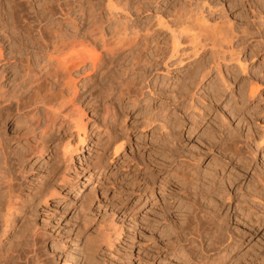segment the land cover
I'll list each match as a JSON object with an SVG mask.
<instances>
[{"label":"rangeland","instance_id":"obj_1","mask_svg":"<svg viewBox=\"0 0 264 264\" xmlns=\"http://www.w3.org/2000/svg\"><path fill=\"white\" fill-rule=\"evenodd\" d=\"M8 1L10 2V0H0V19H3L4 21L7 20V18H6L7 12L9 11V5H8L9 2ZM17 1L22 3V7H24L27 12L31 11L30 3H29L30 0H17ZM32 1L34 3H36V5H37V1H39V0H32ZM52 1H55V0H40V2H42V3L52 2ZM136 1L138 2L140 0H134L133 2H136ZM141 1H143V0H141ZM231 1L232 0H155L153 3V1L150 0L149 2H152V3H150L148 5V9L144 10L141 14H133L134 18L133 17H131V18L134 19V21L138 20L137 24L138 25L141 24V27H145V25H149V24H151V25L155 24V22L157 20L162 19V16H163V21H166V20L169 21V20L173 19L174 12L172 13V11L174 10V7L176 8V6L179 7V6H182L181 4H183L186 7H188L187 9H191L192 11H195L192 13L199 14V17L203 16L205 18V19L203 18L205 20V26L204 27L206 28V26H207L206 29L211 32L212 28H214L217 25H218L217 27H220L221 25H219V23L222 24L221 21L224 22V20H227V19L231 20V23L233 24L235 29L237 27H240V30H241L242 29L241 26H243V23L246 24L249 22L250 18L252 19L253 15L251 13V10H252L253 6H254L253 9H255L256 7L257 8L259 7L258 9H260V11L264 12V0H254L256 3L254 2L253 6L250 3V1H248V0H243V2L238 4V5H234L233 1H232V3H231ZM258 1H260V2H258ZM76 2L81 3V2H83V0H81V1L77 0ZM184 3H186V4H184ZM187 4H190V5L187 6ZM261 5H262V7H261ZM189 6H191V8H189ZM192 7L195 10H193ZM77 8L79 9V7H76L77 11H76L75 15L78 16V18H79L77 21L81 22L82 17L80 14H78L80 11ZM258 9L255 11L256 12L259 11ZM159 17H161V18H159ZM123 18L124 17L121 16L122 21L124 20ZM255 19L257 21V17ZM80 22H79L80 25L79 24L78 25L80 27H82L81 26L82 22L81 23ZM72 27L73 26H71V24H70L67 26V29L72 31L73 30ZM217 27H215V29ZM154 28H160V29L158 32H154L153 40H151L152 38L150 39V37H147L146 41H144V42L142 41L143 43L141 42L142 43L141 47H139V50H137L139 52L141 50L140 48H142V51L139 53L136 51L137 60H140L141 59L140 57L142 55H144V57H146V58H143V56H142V59H146V61L141 60L138 62L141 66L140 70L143 72H141L139 70L136 72V74L134 72L128 74L129 71H128V73L126 72V67L128 69L129 68L128 65L130 66L131 56H127L128 55L127 53H126L127 55L125 53H123L120 55L121 59L119 60L121 65L119 64L118 60L112 64V67H114L113 68L114 71L112 70V72L115 73L117 71L116 73H118V74L112 73L114 75L111 74L112 76L110 75L107 78H105L106 81H104V82L101 81L102 85H104V86L99 85L101 82H99L97 80V78H95V76H93L94 71L90 68H88V69L84 68L86 72L87 71L89 72V70H91L90 73L87 72L90 76L88 74H86L85 71L84 72L82 71L84 69H81L79 74L74 73V75L77 76V78H75L76 79L75 82L78 85V86H76L77 92L75 95L76 102H77L76 104L77 105L80 104V106L83 107L82 108L84 110L83 113L85 112L83 114L84 115L83 119H84L85 124H86L85 135H82V133L80 131L75 130L74 126H73V129H72V126H69V127H65L63 129V131L57 132V134H58L57 136H58V139L60 142L64 138H65L64 140H66V141L68 140L69 142H71V146H72V149H74V151L72 153L73 156H72V159L70 161L67 159V162H66L64 158L62 159V154H61L62 143H60V146H59L60 148L58 147V149L60 151H58V149H57V151H55L57 157L54 156L55 155V154H53L54 151H47L46 153H44L43 156L31 155V156H28L27 159H24L23 164H22V168L25 171L22 170L23 173H22V178H21V181H22L21 185H22L23 189L28 192V193L26 192V194L29 195L28 203H27L28 207L24 209V212L21 214L20 218L15 222V225L13 226L15 228L12 227L8 231V233L3 237V243L5 245V246L3 245L4 247L10 245L12 243L13 239H15V240L17 239V238H12V237L13 236L18 237L17 236V235H19L18 231H20V229H21L20 227H22L23 222H25L26 219H29V217L26 218V215H27V216H30L31 220L33 219L32 223L35 226H39V227H37V229L39 228L38 230H40L41 234H42L41 229L44 232L43 235L47 231L43 237L44 239L42 240L43 242L46 243V245L43 246V247L46 246L45 247L46 254H45V252L42 253L43 250L45 251V249L42 248V246H40V255L42 254V256H44V257H40V258L44 259V258H46L45 255L47 257L49 256L48 258H46V261H45L49 264H52L55 261L53 258L56 259V262H54L53 264H63L64 260H66L64 262L65 264H77V263L83 264L82 261H84V258L82 259V257H84V251H82V250L84 249V246H85L83 238H85V240H86V238L89 237V240L91 241L94 238V236L96 238H97V236L101 237V235H103L104 232H105V235H103V237H101L99 239L105 238L106 234L108 233V235L110 234L111 237L114 238L112 240V242H114V243L113 244L111 243L112 246L108 245L109 247L107 248V246H106L107 243H106V241H104L105 239L97 241L98 240V238H97V240H95V242L101 241L100 242V248L98 249V251L95 253V255L93 257L94 258L93 261L95 260L94 263L96 262L95 264H197L194 262L195 260H190V258L178 259V254L176 252L177 249H179L180 243H182V240H183L182 239L183 236H178V235L179 234L182 235V232H179L180 231L179 228L181 225L184 224V216L187 214L186 211L188 210L187 209L188 203H187V199H185V197L182 196V195H184L183 192H181V191L179 192V190H182V189H179L178 184H180V187L183 188V185H181V182H183L182 178L180 176H176L174 174V172H173L174 167L172 169H169V167H167V169H165V167H163V164L165 162H166V164H167V162H169V159L164 157L165 153L163 150L166 146V143H167L166 139L170 138V135H175L178 132L176 134L178 136H176V135L173 136L175 138L177 137V143L176 144H177L178 151L181 154L185 155L186 158H188L189 156H190V158H192V157L200 155L201 158L199 160H194L192 162L190 161L191 164L192 163L194 164L195 161L197 162L196 163L197 167L194 166L195 164L192 166H194V169H196V172L198 173V175L199 176L201 175L200 178H202V177L210 178L211 177L210 172L213 173V171H214L213 168H216V166L214 167L212 164H214V165L217 164V166L219 165L216 168L217 169V177H219L221 179H218L215 176V182L218 183L217 186L223 187L222 188L223 193H226L229 191L230 195L232 196V194H233L234 199L237 198V200L239 198L242 199V197H241L242 196L241 193H243L242 188H244V191L248 190L249 183H247V182H249V180L254 178V175H255L254 172L264 171V127H263L264 126V91L261 95L262 97L258 95L257 97H255L254 99H251V100L247 98V95H246L247 90H245L246 93L243 92L244 89H247V84H245V86L243 84V83H246V81L243 82L244 79L245 80L247 79V81H248V79H249L248 77L253 76L255 74L254 72H256L257 69H259V71H257L258 73L256 72V75H260L259 74L260 70H262L261 71L262 73L264 72V68H263L264 62L262 61V59L264 60V52L262 54L263 58L260 55L253 56L254 57L253 58L250 56V53H251L250 48L243 50L242 53L240 54V57H242L241 60L242 61L244 60L243 62H245V64L247 65V72H245L246 70L241 72V70L238 69L239 68L238 65H236V63L234 61L233 62L229 61V63L227 62V66L224 63H222V65L223 64L224 65L221 67H223L224 69L221 68V71L223 73V76L225 75V78L228 79L229 82H232V83H230V86L226 87L222 82H220L221 81L220 76L218 75V73L215 70H213L214 72L212 71L213 73H211L209 75L210 79L207 78V80H204L200 85H198V88L193 90V91H195L194 92L195 95H193L191 92L192 96H190V93L186 92V94L183 96L186 98H183V100H182V97L178 99V98H176V96H174V94H175L174 91L177 92V87H178L179 82L181 83L182 81L183 82L186 81V83L189 84L190 81L186 77V74L188 72H190L189 69L194 67L193 65H194V63L196 64L197 59H198V61L202 60L203 62L199 61L201 63H204V64L208 63L211 60L209 57L212 55L211 53L215 52V49L216 50L218 49L217 48L218 43H216L217 46L210 47L213 44L215 45V43L209 42L211 44L210 45L208 43V40L204 41V43L206 45L209 44L208 46L210 48L205 46V48L199 50L200 52L198 53V55L194 57L193 52H192L194 45L191 46L190 42L187 43L183 39L182 42H184V43L186 42V43L184 45L182 43L183 47L181 45L179 47H182L183 49L185 48L184 49L185 51L188 50L189 53L186 51L188 53V56L186 55V53L184 51L185 55L182 56L183 66L180 67L177 60H176L177 62L175 61L176 64H175V62L173 63V65H175V66H172V65H170L171 64L170 62L175 60V58H172V59L167 60V61H166V59L163 60V57H164L163 52L166 49V47L167 48L169 47L167 44L170 43L169 39L171 37L169 36V34H170L169 30L165 29L166 27H163V26L162 27L155 26ZM205 28H204V30H205ZM237 30H239V28H237ZM210 32H208L209 35L211 34ZM209 35L207 34L208 39L211 42H213V40L217 38V36H214V35H216L215 33L213 35L214 38L209 36ZM2 37H3V34L0 31V38H2ZM209 37H211V38H209ZM210 39H212V40H210ZM2 42L5 43L6 40L4 38H2ZM215 42H217V41L215 40ZM188 44H189V47H188ZM4 46L6 48H9L8 47L9 45L6 46V43ZM196 46L199 47V45H196ZM187 47H188V49H187ZM182 48H180V49H182ZM190 48H191V50H190ZM211 50H213V52H211ZM150 51H151V53H150ZM5 52L7 53V50ZM203 52H204V54H203ZM207 53L211 54V55L206 56ZM124 54L126 57L125 56L123 57ZM139 55H141V56H139ZM200 56H201V58H200ZM243 56H245L244 57L245 59H243ZM185 57H186V60L184 59ZM204 57L207 59H205ZM247 57H249V58H247ZM125 58L127 60L130 59V62H128L129 60L127 61ZM147 58L148 59L150 58L149 59L150 61L147 60ZM211 58H212V56H211ZM247 59H248V61H247ZM206 60H207V62H206ZM250 60H251V62H250ZM148 61L151 63H149ZM191 61H192V63H191ZM168 62H169V64H168ZM118 64H119V66H118ZM0 65H1L0 66V74L3 73L5 75V77L2 79V82L7 88L8 87L10 88L9 90H11V88L13 86V83H11V82H13L12 80L15 77L13 74L14 72L11 71L12 70L11 68L15 65H14V63H12V64L7 63L6 64L4 60L3 61L1 60ZM166 65H170V66L168 67ZM233 65L235 67L236 66L237 67L235 68ZM258 65H260L262 69L257 68V67H259ZM10 66H11V68H9ZM123 66H124V69H123ZM142 66H144V67H142ZM188 66H190L191 68ZM120 67L122 69H120ZM232 67H234L235 69ZM115 68H117V70ZM142 68L144 70H142ZM4 69H5V71H4ZM255 69H256V71H255ZM118 70L122 71L123 75L121 74V72L119 74ZM181 71H184V72H181ZM224 71H226V72H224ZM10 72L12 74H10ZM138 72H139V74H138ZM230 72H232V73H230ZM252 72L254 73L253 75H252ZM124 73L126 74L128 79L126 78V76H124ZM184 73H185V75H184ZM215 73H217V74H215ZM228 73H229V75H228ZM213 74L215 75V77L213 76ZM115 75H117V76L115 77ZM144 75H146V76L144 77ZM11 76H13V77L9 78ZM120 76H121V78H120ZM246 76H247V78H246ZM92 77H94V78H92ZM112 77H115V79L118 78L117 79L118 83ZM130 77H131V79H130ZM151 77H152V79H151ZM181 77H182V79H181ZM234 77H235V79H234ZM125 78H126V80H125L126 82L129 81V79L131 80V84H130L131 88L130 89H134L133 86H135V88H137L138 85H139V87L141 86L142 87L141 93H140L141 88L138 87V90L137 89L132 90L127 94H123L120 98V96H117V94H114V93L111 94V91L106 89L107 87H108V89H110V87H109L110 83L106 84L107 81H109V80L111 81V79H112L111 83L114 81V85L115 84L118 85L121 83L120 80H122V82H123ZM135 78H137L136 81H135ZM154 78H155L156 82L154 81ZM86 79L89 81H87ZM143 79H145L146 81H143ZM216 79L217 80L220 79V80H218L219 81V83H218L219 87H217V86L215 87V85H218L217 83H215ZM82 80H83V82H84V80H86L85 81L86 83L85 82L83 83ZM176 80H178L179 82H176ZM212 80L213 81L215 80V81L213 82ZM138 81L139 82L143 81L142 84L143 83L144 84L143 85L141 83L139 84ZM166 81H167V83H166ZM174 81L178 84H176ZM218 81H216V82H218ZM146 82H148V83H146ZM210 82L214 85H212V84L210 85ZM151 83H153V85ZM172 83L175 84L176 86L172 85ZM205 83L209 84L211 87L209 85H208V87H207V85L205 86ZM136 84H138V85L136 86ZM147 84H150V86H153V87L149 86L150 87L149 88V87H147ZM154 84H155V86H154ZM202 84H203V86H202ZM220 84H222V85H220ZM239 84H241V85H239ZM106 85H107V87H105ZM144 85L146 86V88L144 87ZM101 86H102V88H101L102 90L100 89L101 90L100 91L98 89ZM157 86L159 87L160 90L158 89ZM171 86H172V91H171ZM200 86H202L203 88ZM242 86H244V87H242ZM175 87H176V89H175ZM206 87H207V89L210 88L213 90L211 91L208 89L209 91H207L205 89ZM221 87L223 88V90L221 89ZM229 87H231V88H229ZM199 88H202V90ZM226 88H228V89H226ZM240 88H242V90H243L242 92L245 94L241 93ZM225 89H226V91H225ZM231 89H233V90H231ZM151 90H152V93L155 91L153 93L154 95L152 93H150ZM105 91H107V93ZM135 91H136L137 95H136ZM215 91H217V93ZM220 91L222 92V94L220 93ZM223 91H225V92H223ZM100 92H101V94H99ZM133 92H134V94H133ZM138 92L140 93L139 95H138ZM170 92L173 93V95ZM196 92H197V94H196ZM206 92H208V94ZM218 92H219V95H218ZM102 93H104L103 96H102ZM108 93H110V95ZM128 94L131 96V98L133 97L132 94L134 95L132 100L130 99ZM220 94L223 96L221 97ZM230 94H232V95L230 96ZM135 95L139 96V97L137 98ZM213 95H214V97H212ZM216 95L220 96V97H217ZM241 95H244V96L242 97ZM105 96L107 99L105 98ZM188 96L190 99L189 98L187 99ZM240 96H241V98H240ZM103 97H104V99H103ZM150 97L153 99H151ZM196 97H198V98L196 99ZM145 98L147 100H145ZM243 98H244V101H243ZM245 98H247V99H245ZM126 99H128V100H126ZM119 100H120V102H119ZM133 100H135V103H133L134 102ZM202 100H204V101H202ZM111 101H113L115 103V105ZM189 101L190 102L192 101L191 105H190ZM94 102H95V104H94ZM110 102L112 104H110ZM101 103H102V105H101ZM105 103L108 105H106ZM194 103H198V106H197V104H194ZM104 104H105V107H104ZM179 104H181V105L179 106ZM110 105H114L115 107L117 106L115 109L117 111V117L115 118L116 121H114V125H112L114 127V128H112V132L115 131L117 133L113 132L114 134H112V137L113 136H116V137L111 138V140H109L106 137V139H107L106 140L105 139L106 135L103 134L101 131L104 129V125L105 126L108 125L109 119L107 118V115L104 111H105L106 106H110ZM118 105H120V106H118ZM199 105L201 108L199 107ZM194 106L196 107L195 108L196 111H195V109L192 110L194 108ZM96 107H98L97 108L98 111H97V109H95ZM229 108L231 110L232 109L233 110L231 111ZM119 109H120V111H119ZM198 109H199V111L201 110L200 111L201 114L200 113L198 114V112H199V111H197ZM123 110L125 113L123 112ZM148 112L152 113V114H149ZM202 112H205V114ZM171 113H172V115H171ZM191 113L193 115H195L194 116L195 118H193V115ZM222 113H223V115L225 113L224 118L227 117L229 122L227 119H225L226 121H224V118H222V120H220ZM231 114L233 116L234 115L235 116L233 117ZM99 115L101 117H99ZM148 115L149 116L153 115L154 117L157 115V117L159 116L160 118L155 117V119H158V121L155 120V123H154V121H152V120H154L153 116H150V118H149ZM223 115H222V117H223ZM229 115H231L233 118H231ZM166 116L169 117L170 119H168ZM202 117H204V118H202ZM100 118L101 119L104 118L103 119L104 121L101 120ZM146 118L149 120L151 125L149 124V122L147 124L148 120ZM175 118H176V120H175ZM230 118H231V120H230ZM144 119H146V120H144ZM161 119H164V121ZM183 119H184V121H183ZM193 119L194 120L196 119V121L199 120V122L198 123L196 121H195L196 123L189 122V121H193ZM150 120L153 123H151ZM165 120L166 121L169 120L170 122H166ZM219 120L221 121V124H222L221 127H220V123H219L220 121ZM14 121L15 120L8 121L5 128H4V131L2 130V127H1L0 132L3 131L1 134H3V135L6 134L4 137L7 138L8 144H10V146H11V148H10L11 151H13V152L14 151H17V152L21 151L22 152L23 151L22 149L24 148V145H25L24 139L32 137L34 135V132L32 133L29 130H24L26 127H24L25 125H23V124H25V123H23V124H22V122L18 123L17 121H15V122H17V123H15ZM143 121L145 122V125L147 124V126L144 125ZM159 121H163V122L160 123ZM102 122L105 124H103ZM176 122H178V123L176 124ZM180 122H181V124H180ZM14 123H15V125L16 124L17 125L15 126ZM166 123H168L169 125ZM171 123L173 124L172 125L173 128L171 127ZM190 123H191V125H190ZM230 123H231V126H230ZM18 124H19V126H18ZM100 124L103 125V127L100 126ZM160 124L163 126L165 125L164 129L162 128L163 126H159ZM179 124H180V126H179ZM237 124L239 126H236ZM157 125H158V127H156ZM175 125H177V126H175ZM194 126H196V127H194ZM235 126H236V128H235ZM97 127H99V128H97ZM159 127L162 129H160ZM223 127L227 128V129H225ZM228 127H230V128H228ZM170 128H171V130H170ZM222 128L224 129L223 130L224 136H227V132H229V131H231V135L234 133L236 134V135L234 134L235 135L234 137L235 138L237 137V138L235 139L233 137L235 140L233 139L234 143L233 142L232 143L234 145H231L232 147L234 146V148H236L237 144H239L238 148H241L242 150L238 149V148L237 149L241 152L242 151L243 152H245V151L249 152V150H252V148L254 149V151L252 153H251V151L249 152V153H251L250 155L248 152L244 153V155L247 157V159L249 161V165L246 166L245 169L242 167V162L240 161V163H239L238 158L235 159L234 157L230 159L231 162H229V163H225V164L223 163L224 165L221 164V166H220V164H218L217 157L221 152L220 147L222 145V142L224 141L222 138L223 136L221 135L222 134L221 133ZM177 129H178V131H177ZM216 129L217 130L219 129L218 131H220V132H218ZM165 130H167L168 132L171 131L170 132L171 134L168 135V132L166 133ZM234 131H237V132H234ZM118 132H120V133H118ZM26 133H29V135L27 134L28 135L27 136ZM30 133H32V135H30ZM219 133H221V134H219ZM77 134L81 135L85 139L81 140V138H77V137H80ZM215 134L217 135V138H216ZM124 135H125V138H121ZM239 137H240V139H239ZM120 138L123 141L119 140ZM259 138L261 139V141L259 140ZM58 139H57V141H58ZM78 139H79L80 143L78 142ZM116 139H117V141H116ZM220 139L222 142L220 141ZM21 140H24V141H21ZM96 140H98V141L96 142ZM215 140L217 142H215ZM236 140H238V142H236ZM106 141H107V143H106ZM120 141L124 142L123 143L124 147H121L122 149H119L118 152H116V151H114L115 148L113 149V147L118 146V144L121 143ZM218 141H220V143ZM258 141H260L259 142L260 144L257 143ZM62 142L64 143L65 141H62ZM163 143L165 144L164 146H163ZM212 143L215 144V146ZM53 146H55V144H53L49 147L50 150L53 148ZM103 146H106L107 148H105ZM99 147H101V148H99ZM97 148L102 152V154H100L101 152L98 151ZM213 151H215V152H213ZM218 151H219V153H217ZM95 152L97 155L95 154ZM58 154H61V155H58ZM91 154H93V155L91 156ZM82 155L84 156V158ZM96 156H99L100 163L103 162V165L100 164L99 165L100 167L98 166L97 168L94 169V164L92 162V159L95 160ZM58 157L59 158L61 157V158L59 159ZM92 157H94V158H92ZM249 157H252L253 159H251ZM58 159H59V162H58ZM87 159H89V160H87ZM233 159H235V160H233ZM62 160L65 161V164H67L68 166L64 165ZM60 162L62 164H60ZM250 162H252V163H250ZM208 163L211 165H209ZM160 164H162V165L160 166ZM235 164H236V166H234ZM73 165L77 169L73 168ZM57 166H58V168H55ZM91 168H92V170H91ZM100 168H101V170H100ZM52 169H54V170H52ZM247 169H248V171H247ZM256 169H257V171H256ZM260 169H263V170H260ZM220 170L222 173L220 172ZM206 171L209 172L208 175H207ZM24 172H25V174H24ZM201 172H205V174L204 173L203 174L206 175L207 177L202 175ZM251 172H253V174ZM90 173H91V175H90L91 177L88 178V175ZM55 174H57V175H55ZM66 174H67V178L66 177L64 178V176H66ZM252 175H253V177L251 178L250 176H252ZM23 176H25L26 179ZM75 176H76V178H75ZM222 176H223V178H222ZM247 176H249L250 178ZM144 178L146 179V181L143 182ZM205 178H204V180H205ZM225 178H226V181L224 180ZM246 178H248V179H246ZM152 179H153V181L151 182ZM23 180H24V183H23ZM246 180H248V181H246ZM147 181H149V182H147ZM160 182H161V184H159ZM219 182H222V183L220 184ZM150 183H151V186H150ZM238 185L240 186V188H238L239 187ZM53 187L56 188V190H54ZM51 188H52V190H51ZM76 188H78V189H76ZM29 192H31V193H29ZM34 192H36L38 195H36V193H35V195L32 194ZM56 192L57 193L59 192V194L57 195ZM50 193H53V194L49 195ZM223 193H220V196L218 195L221 199L217 198L218 196H215V198H214L215 201H213L210 205L212 207L214 205V208H216L215 206L218 205L219 202H223V206L221 207L219 212L223 216L225 214L227 215V217H228V228L230 229V231H232V233L236 234V236L238 235L240 242L238 244L239 246L236 249H234L230 253V255H228V257L226 258V260L222 264H264V220H263L264 215H262V214H264V212H262L264 210L262 207H264V206L258 205V207H257V205H256L257 208L255 210H257V212H255L253 215H250L248 217H246V216L244 217L241 215V211L238 210L236 207V205H237L236 200L234 202V199H233L230 201V204H226L229 202H226V200H224L225 197L222 198V196H225V194H223ZM42 194H43V196H42ZM39 195H40V197H39ZM180 196H182V197H180ZM31 198H33V199H31ZM43 198H45V200ZM83 199L84 200L86 199L85 200L86 203L89 201V203L87 204L88 206L86 205V203L84 202ZM219 199L220 200L223 199V200L219 201ZM29 200H31L30 203H29ZM81 202H82V204L84 202L85 205L84 204L82 205ZM213 203H215V204H213ZM151 204L153 205L152 210L150 208ZM184 205L186 208L184 207ZM204 205H207V203L205 202ZM154 206L156 207V209L154 208ZM260 206H261V208H259ZM182 207H184V208H182ZM164 208H166V209H164ZM163 209L166 210V213ZM258 209H261V210H258ZM159 210H162L164 212L160 211L161 212L160 213ZM234 210H235V212H234ZM26 213H28V214H26ZM164 213L166 215H164ZM183 213H186V214H183ZM24 215H25V217H23ZM159 216L162 217V219H164V218L165 219L162 220V219H160ZM166 217L167 218L169 217L167 219V221H166ZM24 218H25V220H22ZM30 219H29V221H31ZM112 220H113V222H115V223H113L114 224L113 227L111 226ZM157 220H159V221H157ZM182 221H183V224L181 223ZM180 223H181V225H180ZM109 224H110L112 229L110 228V226L106 227V225L108 226ZM117 225H119L122 228V230H121L120 236L115 237V235L114 236L112 235L114 233L110 232V229L115 232L116 227L117 228L119 227ZM16 226H18L17 227L18 231H17ZM173 226L177 227L178 229L173 227ZM101 227L102 228L104 227V230H106V228H107L106 231H108V230L109 231L106 233V231H104ZM97 228H99V229H97ZM108 228H110V229H108ZM80 230H82L83 233H81ZM172 230H174V231L177 230L179 233H177V231L172 232ZM14 231L17 232V235ZM97 231H100L101 235ZM79 232H80V235H79ZM92 232H95L96 234L92 233ZM174 233H176L178 235L176 236V234H174ZM83 234H84V236H83ZM85 235H88V237ZM91 235L93 236L92 239H91V237H92ZM177 237H180V238L182 237V238L176 239ZM9 238H11L12 240ZM8 239H9V241H7ZM94 239L92 241H94ZM6 242L8 245L6 244ZM8 242L9 243L11 242V243L9 244ZM43 242L41 243L42 245L45 244ZM103 242H105L106 244L104 245ZM176 243L179 245H177ZM75 245H76V247H75ZM105 247H106V249H105ZM174 247H175V249H174ZM6 248H8V247H6ZM108 249L110 250V252ZM172 249H174V250H172ZM79 253H81L82 256ZM102 253H103V255H101ZM110 253H112V254L110 255ZM76 256H78V258ZM95 256H97V257H95ZM49 258L50 259L52 258L53 260L52 259L50 260ZM74 258H76V259H74ZM81 259H82V261H81ZM176 259H177V261L181 260L182 262H177ZM72 260H75V261H72ZM49 261H51L52 263ZM80 261H81V263H80Z\"/></svg>","mask_w":264,"mask_h":264},{"label":"bare ground","instance_id":"obj_2","mask_svg":"<svg viewBox=\"0 0 264 264\" xmlns=\"http://www.w3.org/2000/svg\"><path fill=\"white\" fill-rule=\"evenodd\" d=\"M76 1L77 0H55L52 2L42 3L39 0V1H37V5H36V3H34L32 0H30L29 3H30L31 11L27 12L25 10V8L22 7L21 2H18L17 0H10V2L8 1L9 2L8 3L9 11L7 12V17H6L7 20L4 21L3 19H0V31L3 34L2 38H4L6 40V42H5L6 46L9 45L8 46L9 48H6L4 46L5 43H3L2 38H0V62H1V60L2 61L4 60L6 64L7 63H11V64L14 63V65H15L12 68H11V66L9 67L12 69L11 71L14 72L13 74L15 76L14 79L12 80L13 82H11V83H13L11 90H9L10 88L9 87L7 88L2 82V79L5 77V75L2 72H1L2 74H0V128L2 127V130L4 131V128L7 124V122L10 120H15L18 123L19 122H22V124L25 123V124H23V125H25L24 127H26L24 130H29L32 133L34 132V135L32 137L24 139L25 145H24V148L22 149L23 150L22 152L21 151H18V152L17 151H14V152L11 151L10 150L11 146H10V144H8L7 138L4 137L6 134L3 135V134H1L3 131L0 132V264H49V263L45 262L46 258H48L49 256L47 257L45 255L46 258H44V259L40 258V257H44V256H42V254L40 255V246H42V248H44V249L46 247V246L43 247L44 245H46V243L43 242L42 240L44 239L43 237L47 231L43 235L44 232L41 229V231H42V234H41L40 230H38L39 228L37 229V227H39V226H35L32 223L33 219L31 220L30 216L26 215V218L29 217V219L31 221H29V219L25 220V218L22 219V220H25V222H23L21 220L23 222V224H22V227H20L21 229L19 228L20 231H18V228H17L18 226H16L17 231L19 232V235H17V232L14 231L18 237L13 236V235H12L13 237L11 236L12 238H17V239L16 240L13 239L12 243L10 242L11 244L8 242L10 245H8L6 242V244L8 245L6 247H8V248L4 247L5 245L3 243V237L15 225V222L20 218L21 214L24 212V209L28 207L27 203H28L29 195L26 194L27 191H25L21 185L22 184L21 183L22 182L21 181L22 173H23V171H25L22 168V164H23L24 159H27V157L31 156V155L43 156L44 153H46L47 151H54V153L53 152L52 153L55 154L54 156H56L55 151H57L58 147L60 146V143H62V145H61L62 159L64 158L66 162H67V159L70 161L72 159V156H73L72 153L74 151V149H72L71 142H69L68 140L67 141L64 140L65 138L62 140V141H65L64 142L65 144L62 141L60 142L58 139V136H57L58 135L57 132H59V131L61 132V131H63V129L65 127H69V126H72V129H73V126H74L75 130H78L82 133V135H85L86 124H85V121L83 119V116H84L83 114L85 112L83 113L84 110L82 109L83 107H81L80 104H78L80 107L76 104L77 102H76L75 95L77 92L76 86H78V85L75 82V80H76L75 78H77V76L74 75V73L79 74L81 69L90 68L94 71L93 76H95V78H97V80L99 82H101V81L104 82V81H106L105 78H107L112 73H114V72H112V70L114 68V67H112V64L117 60L119 62V60L121 59L120 58L121 54L127 53L128 54V55L126 54L127 56H131V62H130V59H128L129 60L128 61L125 58L128 62H130V66L128 65L129 68L127 69V67H126V72L128 73V71H129L128 74H130L132 72H134L136 74V72L139 71L140 67H141L138 62L141 60L146 61V59H142V56H143V58H146V57H144V55H142L141 53L140 54L142 56L139 55V56H141L140 57L141 59L137 60L136 51L139 50V47H141V44L144 41H146L147 37H150V39L152 38L151 40H153L154 32H158L160 29V28H154L155 26H159V27L163 26V27H166L165 29L169 30V33H170L169 36L171 37L169 39L170 45L167 44L169 47L168 48L166 47V49L163 52V56H164L163 60L166 59V61H167V60H170L172 58H175V60L170 62L171 63L170 65H172V66H175V65H173V63L176 60L178 61V64L180 67L183 66L182 56L185 55L184 54L185 48L183 49L182 47L186 42L187 43L190 42L191 46L194 45L193 49H192L194 57L198 55V53L200 52L199 50L205 48V46L209 47L208 45L210 43H215V45L213 44L210 47L217 46L216 43H218V47H217L218 49L217 50L215 49V52H213V50H211V52H213V53L210 52L212 55L207 53L206 56H208V55L212 56V58H211V56H209L211 60L208 63H206V64L201 63L203 61L199 60V61H201V62H199L197 59L198 62L196 61V64L195 63H194V65L192 64L194 67L191 68L190 66H188L191 68V69L188 68L190 70V72H188V73L186 72L187 73L186 77L190 81L189 84L186 83V81H184V82L182 81L180 83L178 80H176V82H179V84L174 81L176 84H178L177 92L174 91V93H175L174 96H176V98H178V99L182 97V100H183V98H186V97H183L186 94V92L190 93V96H192V94L195 95L194 94L195 91H193V90L198 88V85H200L204 80H207V78H209V75L214 72L213 70H215L218 73V75L220 76V79H221L220 82H222L226 87L230 86V83H232V82H229V80L225 78V75L223 76V73L221 71V68H223L221 66H223L224 64L227 66V62L229 63V61H232V62L234 61L236 63V65H238V67H239L238 69H240L241 72L245 71V70H246L245 72H247V65L245 64V62H243L244 60L243 61L241 60L242 57H240V54L242 53L243 50L250 48V52H251L250 56L251 57L258 56V55H260L262 57V54L264 52V12L260 11V9H258L259 7L258 8L256 7L259 10L257 12L255 11V10H257L256 8L253 9L254 8L253 3L255 2L254 0H248V1H250V3L253 6V8L251 10L253 17H252V19L250 18L248 23H246V24L243 23L244 27L241 26L242 27L241 30H240V27H237V28H239V30H237V28L235 29V27L231 23V20L227 19V20H224V22L221 21L222 24L219 23V25H221L220 27H217L218 26L217 25V26H215V27H217L216 29H215V27L212 28L213 32L208 31L206 29L207 26H206V28L204 27L205 26V20H204L205 18L203 16L199 17V14L192 13L195 11H192L191 9H187L188 7H186L183 4H181L182 6H179V7L176 6V8L174 7V10L172 11V13L174 12L173 19L170 18L171 20H169V21H167V20L163 21V16H162V19H159V18H161V17H159L158 18L159 20H157L155 22V24H152V25L149 24V25H145V27H141V24H139V25L137 24L138 20L134 21V19H132L131 17H133V14H141L144 10L148 9V5L150 3H152V2H149L150 0H143V1L140 0L138 2L137 1L133 2L134 0H83V2H81V3L80 2L78 3ZM151 1H153V3H154L155 0H151ZM232 1H233L234 5H238V4L243 2V0H232ZM232 1H231V3H232ZM258 2H260V1H258ZM184 4H186V3H184ZM188 5H190V4H187V6ZM76 7H79V9L78 8L77 9L80 11V12L78 11L79 12L78 14H80L82 17L81 18L82 19V21H81L82 27L79 26L80 21L79 22L77 21L79 18H78V16L75 15L76 11H77ZM261 7H262V5H261ZM189 8H191V6H189ZM192 9L195 10L193 7H192ZM121 16L124 17L123 21L121 19ZM256 17H257V21L255 19ZM70 24H71V26H73L72 31L67 29V26ZM204 28H205V30H204ZM208 32H210L211 34L209 35ZM214 33L216 35H214ZM207 34L213 38H214V36H217V38L214 39L213 42H211V41H209ZM211 37H209V38H211ZM183 39L186 41L185 43L182 42ZM207 40H208V43L210 42L208 45H206L204 43V41H207ZM210 40H212V39H210ZM215 40L217 42H215ZM182 43H183V45H182ZM180 45L182 47H179ZM196 45H199V47H197ZM188 47H189V44H188ZM188 47H187V49H188ZM180 48H182V49H180ZM140 49L141 50L139 52L142 51V48H140ZM6 50H7V53L5 52ZM190 50H191V48H190ZM186 51L188 52V50H186ZM186 51H185V53L188 56L189 52L187 53ZM150 53H151V51H150ZM125 54L123 55V57L125 56ZM203 54H204V52H203ZM244 57L245 56H243V59H245ZM200 58H201V56H200ZM247 58H249V57H247ZM149 59L147 58V60H149ZM184 59L186 60V57ZM205 59H207V58H205ZM251 60H250V62H251ZM247 61H248V59H247ZM262 61L264 62L263 59H262ZM176 62H175V64H176ZM206 62H207V60H206ZM149 63H151V62H149ZM191 63H192V61H191ZM222 63H224V64L222 65ZM119 64H120V62H119ZM119 64H118V66H119ZM168 64H169V62H168ZM170 65H166V66L169 67ZM258 66L259 67H257V66L256 67L261 68L260 65H258ZM142 67H144V66H142ZM234 67H232V68H234ZM115 69L117 70V68H115ZM120 69H122V68L120 67ZM123 69H124V66H123ZM142 70H144V69L142 68ZM4 71H5V69H4ZM82 71L84 72L85 69ZM255 71H256V69H255ZM257 71H259V69H257ZM261 71L262 70H260V73H259L260 75H256V72L253 71L255 74L252 72V75L254 74L255 76L253 75V76L248 77L249 78L248 81H247V79L243 80V82L246 81V83H243V84H244V86H245V84H247V89H244V91L242 90V88H240L241 90L239 89L241 91V93H243V92H245V90H247L246 95H247V98L250 100L254 99L258 95L261 96L263 91H264V72L262 73ZM87 72H86V74L90 73L91 70H89L88 73ZM120 72L122 74V71H119V74H120ZM141 72H143V71H141ZM181 72H184V71H181ZM224 72H226V71H224ZM217 73H215V74H217ZM230 73H232V72H230ZM10 74H12V73L10 72ZM114 74H112V75H114ZM116 74H118V73H116ZM138 74H139V72H138ZM184 75H185V73H184ZM228 75H229V73H228ZM116 76L117 75H115V77ZM124 76H126L125 73H124ZM145 76L146 75H144V77ZM213 76L215 77L214 74H213ZM12 77L13 76H11L9 78H12ZM115 77H112V78H114V80H116L118 83V80H117L118 78L115 79ZM131 77H130V79H131ZM235 77H234V79H235ZM92 78H94V77H92ZM120 78H121V76H120ZM126 78L128 79L127 76H126ZM126 78L124 79L123 82H122V80L119 79L121 81V83L118 85L117 84L114 85V81L111 83V81H112V79H111V81L109 80L110 82L107 81V83H106V84L110 83L109 84L110 89H108L107 85L105 87H107L106 88L107 90L111 91V94L112 93L117 94V96H120V98L123 94H127L130 91L135 90V89L138 90V87H139L138 84H136V86L138 85L137 88H135V86H133L134 89H130L131 88L130 87L131 80L129 79V81L126 82L125 81ZM155 78H154V81L156 82ZM246 78H247V76H246ZM145 79H143V81H146ZM151 79H152V77H151ZM181 79H182V77H181ZM220 79H218V80H220ZM86 80H84V82ZM136 80H137V78H135V81ZM218 80L216 79V81H218ZM87 81H89V80H87ZM143 81H140V82L138 81V82H139V84L140 83L142 84ZM216 81H215V83L218 84L219 81L218 82H216ZM82 82H83V80H82ZM211 82H210V85L212 84ZM146 83H148V82H146ZM166 83H167V81H166ZM151 84L153 85V83H151ZM241 84H239V85H241ZM99 85H102V82ZM172 85H175V84L172 83ZM206 85L208 87L209 84L205 83V86ZM212 85H214V84H212ZM220 85H222V84H220ZM102 86H104V85H102ZM102 86L98 90H100L102 88ZM149 86H150V84H147V87H149ZM154 86H155V84H154ZM202 86H203V84H202ZM202 86H200V87H202ZM216 86L219 87V84L215 85V87ZM244 86H242V87H244ZM144 87L146 88L145 85H144ZM150 87H153V86H150ZM207 87L205 88L207 91L213 90L210 88H208L209 89L208 90ZM231 87H229V88H231ZM139 88H141L140 89V93H141L142 87L140 86ZM202 88H199V89L202 90ZM158 89H159V87H158ZM175 89H176V87H175ZM221 89L223 90L222 87H221ZM226 89H228V88H226ZM226 89H225V91H226ZM231 90H233V89H231ZM136 91H135V93H136ZM171 91H172V86H171ZM225 91H223V92H225ZM105 92L107 93V91H105ZM191 92H192V94H191ZM215 92L217 93V91H215ZM140 93L138 92V95ZM150 93H152V90ZM206 93L208 94V92H206ZM220 93L222 94L221 91H220ZM245 93H243V94H245ZM99 94H101V92ZM103 94L104 93H102V96H103ZM108 94L110 95V93H108ZM133 94H134V92H133ZM133 94H132V96L134 97ZM171 94L173 95V93H171ZM196 94H197V92H196ZM136 95H137V93H136ZM218 95H219V92H218ZM231 95L232 94H230V96ZM222 96L223 95H221V97ZM241 96L243 97L244 95H241ZM241 96H240V98H241ZM129 97L131 100L133 99V97L131 98L130 95H129ZM136 97L138 98L139 96H136ZM212 97H214V95ZM217 97H220V96H217ZM105 98H106V96H105ZM188 98H189V96L187 97V99ZM197 98L198 97H196V99ZM247 98H245V99H247ZM103 99H104V97H103ZM151 99H153V98H151ZM126 100H128V99H126ZM145 100H147V99L145 98ZM133 101H134L133 103H135V100H133ZM202 101H204V100H202ZM243 101H244V98H243ZM111 102L114 103L113 101H111ZM111 102H110V104H112ZM119 102H120V100H119ZM191 102L189 101L190 105H191ZM94 104H95V102H94ZM105 104H104V107H105ZM194 104H197V106H198V103H194ZM101 105H102V103H101ZM106 105H108V104H106ZM114 105H115V103H114ZM114 105L106 106L104 112L106 113L107 118L109 119L108 120L109 122H108V125H106V126L104 125V129L101 131L103 134L106 135L105 139L107 137L109 140H111V138H113V137H116V136L112 137V134H114L113 132H115V131L112 132V128H114L112 125H114V121H116L115 118L117 117V111L115 110L117 106L115 107ZM180 105L181 104H179V106ZM118 106H120V105H118ZM199 107H200V105H199ZM97 108L98 107H96L95 109H97ZM195 108L196 107L194 106V108L192 110H194ZM120 109H119V111H120ZM97 111H98V109H97ZM195 111H196V109H195ZM197 111H199V109ZM200 111L198 112V114L200 113ZM123 112H124V110H123ZM202 113L205 114V112H202ZM149 114H152V113H149ZM100 115H99V117H101ZM171 115H172V113H171ZM222 115H223V113H222ZM222 115H221L220 120H222V118L225 117L224 116L225 113H224L223 117H222ZM231 115H229L231 118H233L235 116V115L234 116L232 115L233 116L232 117ZM150 116H153V115H150ZM150 116H149V118H150ZM194 116L195 115H193V118H195ZM155 117H157V115ZM155 117L153 116L154 120H152V121H154V123H155V120L158 121V119H155ZM167 118L170 119L169 117H167ZM176 118H175V120H176ZM202 118H204V117H202ZM231 118H230V120H231ZM103 119H101V120H103ZM146 119H144V120H146ZM225 119L228 120L227 117L224 118V121H226ZM161 120L164 121V119H161ZM152 121H151V123H153ZM163 121H159V122L162 123ZM183 121H184V119H183ZM195 121H196V119L195 120L193 119V121H189V122H194V123L199 122V120L196 122ZM17 122H15V123H17ZM148 122H149V120L147 121V124H148ZM166 122H170V121L168 120ZM228 122H229V120H228ZM15 123H14V125H15ZM177 123L178 122H176V124ZM219 123H220V127H221V125H222L221 121ZM103 124H105V123H103ZM147 124L145 125V122H144L145 126H147ZM149 124H150V122H149ZM166 124H168V123H166ZM180 124H181V122H180ZM180 124H179V126H180ZM238 124L236 126H239ZM172 125L173 124L171 123V127H172ZM190 125H191V123H190ZM18 126H19V124H18ZM100 126L103 127V125H101V124H100ZM159 126H163V125L160 124ZM175 126H177V125H175ZM230 126H231V123H230ZM236 126H235V128H236ZM156 127H158V125ZM164 127H165V125L162 128L164 129ZM194 127H196V126H194ZM97 128H99V127H97ZM162 128H160V129H162ZM223 128H225V127H223ZM223 128L221 131L222 134L219 133L223 136L222 138L224 141L222 142L220 139V141L222 142V145L220 147L221 152L217 157L218 164H220V166H221V164H223V163L224 164L229 163V162H231L230 159L234 157L235 159L238 158L239 163H240V161L242 162V167L245 169L246 166L249 165V161H248L247 157L244 155V153L246 151L245 152L242 151L243 153L241 151H239L238 149H241V148H238L239 144H237L236 148H234V146L232 147L231 145H234L233 144L234 140L237 138V137L236 138L234 137L236 134L234 133L235 135L234 134L231 135V131H229V132H227V136H224L223 135V133H224ZM228 128H230V127H228ZM225 129H227V128H225ZM167 130H165L166 133L169 131V130L168 131ZM170 130H171V128H170ZM177 131H178V129H177ZM170 132H168V135L171 134ZM218 132H220V131H218ZM234 132H237V131H234ZM32 133H30V135H32ZM115 133H117V132H115ZM118 133H120V132H118ZM27 134L29 135V133H26V135ZM175 135H170V138H167L168 140L166 139L167 143H166V146L163 150L165 153L164 157L168 158L169 162H167V164L165 162L163 164V167H165V169H167V167H169V169H172L174 167L173 168L174 174L176 176H180L182 178L184 183L181 182V185H183V188H181L180 184H178V183L177 184L179 186L178 185L177 186L179 187V189L183 190L182 191V190L178 189L179 192L180 191L183 192L184 195H182V194L181 195L184 196L185 199H187V203H188V207H187L188 210L186 211L187 214L183 213V214H186L184 216V224L182 221L181 223L183 225H181V223H180L181 226L179 228V230H180L179 232H182V235H180V234L178 235V234L174 233V234H176V236L177 235L183 236V238L181 237L183 239L182 243L179 242L180 243L179 249H177V251L176 250L175 251L178 254V259L190 258V260H195L194 262L197 264H222L226 260L228 255H230V253L239 246L238 244L240 242L239 241L240 239H239L238 235L236 236V234L232 233V231H230V229L228 228V217H227V215L225 214L226 216L225 215L223 216L219 212V210L223 206V202H219V201L223 200V199L220 200L221 198L219 197L220 193H223V190H222L223 187L217 186L218 183L215 182V176H216V178L221 179V178L217 177V169L216 168L219 165L217 166V164L214 165L210 162L214 167L216 166V168H213V170H214L213 173L210 172L211 177L210 178L202 177L203 179L200 178L201 175L199 176L198 173L196 172V169H194V166L197 167L196 166L197 162L196 161L194 162L195 165L193 163L191 164L192 161L199 160L201 158L200 155L192 157V158H190V156L189 157L187 156L188 158H186V156L181 154L177 149V144H176L177 143V137L176 138L173 137ZM78 136H80V137H77V138H81V140L85 139L81 135H78ZM176 136H178V135H176ZM121 138H125V135L122 136ZM121 138L119 140L123 141ZM216 138H217V135H216ZM57 139H58V141H57ZM239 139H240V137H239ZM24 140H21V141H24ZM216 140H215V142H217ZM238 140H236V142H238ZM259 140L261 141L260 138H259ZM97 141L98 140H96V142ZM116 141H117V139H116ZM220 141H218V142L220 143ZM260 141H258L257 143H259ZM78 142H79V139H78ZM106 143H107V141H106ZM123 143L124 142H121L119 144L117 143L118 146L113 147V149L115 148L114 151L118 152L119 149H122L121 147H124ZM53 144H55V146H53V148L50 150L49 147ZM164 145L165 144L163 143V146ZM213 145L215 146V144H213ZM103 147L107 148L106 146H103ZM99 148H101V147H99ZM58 151H60V150L58 149ZM98 151H100V150L98 149ZM250 151L252 153L254 151V149L252 148V150H249V152ZM213 152H215V151H213ZM217 153H219V151ZM251 153H249V155ZM61 154H58V155H61ZM95 154H96V152H95ZM100 154H102V152ZM92 155L93 154H91V156ZM96 157H95V160L92 159L94 157L91 158L92 162L94 164V169L97 168L100 164L103 165L102 161H101L102 163H100L99 156H96ZM83 158H84V156H83ZM249 158L253 159L252 157H249ZM59 159H58V162H59ZM235 159H233V160H235ZM87 160H89V159H87ZM65 161H63V163H64V165H67V164H65ZM250 163H252V162H250ZM60 164H62V163L60 162ZM211 164H209V165H211ZM161 165L162 164H160V166ZM192 165H194V166H192ZM234 166H236V164ZM55 168H58V166ZM73 168H75L74 165H73ZM54 169H52V170H54ZM75 169H77V168H75ZM257 169H256V171H257ZM91 170H92V168H91ZM100 170H101V168H100ZM260 170H263V169H260ZM247 171H248V169H247ZM206 172L208 175L209 172L208 171H206ZM220 172H221V170H220ZM253 172H251V173L253 174ZM201 173H202V175L205 174V172H201ZM24 174H25V172H24ZM254 174H255L254 178H252L253 175L250 176L252 179L249 180V182H247V183H249V185L247 184L248 190L244 191V188H242L243 189V193H241L242 199H240V198H239L240 200L239 199L237 200V198L234 199L233 194L231 196L229 191L226 193H223V194H225V196H222V198L225 197L224 200H226V202H229L226 204H230V201L233 199H234V202L236 200V202H237L236 207L238 210L241 211V215L244 217L245 216L248 217L250 215H253L255 212H257V210H255V209L258 207V205L264 206V171H257V172H254ZM55 175H57V174H55ZM90 175H91V173L88 175V178L91 177ZM204 176H206V175H204ZM23 177L25 178V176H23ZM65 177L67 178V174H66V176H64V178ZM247 177H249V176H247ZM75 178H76V176H75ZM204 178H205V180H204ZM222 178H223V176H222ZM144 179H143V182L146 181V179L145 180ZM246 179H248V178H246ZM224 180L226 181V178ZM149 181H147V182H149ZM152 181H153V179L151 180V182ZM246 181H248V180H246ZM23 183H24V180H23ZM219 183L221 184L222 182H219ZM159 184H161V182ZM150 186H151V183H150ZM238 188H240V186ZM76 189H78V188H76ZM51 190H52V188H51ZM54 190H56V188H54ZM29 193H31V192H29ZM35 193L36 192H34L32 194L35 195ZM52 194L53 193H50L49 195H52ZM58 194H59V192L57 193V195ZM36 195H38V194L36 193ZM42 196H43V194H42ZM182 196H180V197H182ZM215 196H218L217 198H220L218 201L219 202L218 205L215 206L216 208H214V205H213V207L210 205L213 201H215L214 200ZM39 197H40V195H39ZM33 198H31V199H33ZM43 199L45 200V198H43ZM85 200H84V202H85ZM30 201L31 200H29V203H30ZM84 202H83V204H84ZM205 202L207 203V205H204ZM88 203H89V201L86 203V205ZM81 204H82V202H81ZM213 204H215V203H213ZM256 205H257V207H256ZM152 206L153 205L151 204V207H150L151 210L153 209ZM184 207H185V205H184ZM184 207H182V208H184ZM154 208L156 209L155 206H154ZM259 208H261V206ZM262 208L264 209V207H262ZM164 209H166V208H164ZM258 210H261V209H258ZM160 211L161 212L165 211V213H166V210H164V211L159 210V212ZM234 212H235V210H234ZM262 212H264V210ZM165 213H164V215H166ZM26 214H28V213H26ZM262 215H264V214H262ZM23 217H25V215ZM168 218L166 217V221ZM160 219H162V217H160ZM164 219H162V220H164ZM157 221H159V220H157ZM113 223H115V222H113V220H112V224H111L112 227L114 226ZM109 226H110V224L108 226L106 225V227H109ZM111 226H110V228H111ZM117 226H119V225H117ZM173 227H175V226H173ZM13 228H15V227H13ZM110 228H108V229H110ZM175 228H177V227H175ZM97 229H99V228H97ZM102 229L104 230V227ZM111 229H110V232L114 233V234H112L113 236L114 235H115V237L120 236V233L122 230V228L120 226L118 228L116 227L115 232L112 231ZM82 230H80L81 233H83ZM106 230H107V228H106ZM106 230H104V231H106ZM108 231H106V233ZM173 231L174 230H172V232ZM175 231H177V230H175ZM80 232H79V235H80ZM97 232L100 233V231H97ZM179 232L177 231V233H179ZM92 233H95V232H92ZM100 235H101V233H100ZM103 235H105V232L103 233ZM103 235H101V237H103ZM109 235L107 233L105 238H102V239H105L104 241H106L107 244L105 242H103V243H104V245L106 244L107 248L109 246H112V244L114 243V242H112V240L114 238L111 237V235L110 236ZM83 236H84V234H83ZM85 236L88 237V235H85ZM101 237L97 236V238H98V240H97V238L95 236H94L95 239L92 236L91 239L93 238L94 241H92L93 239L90 241L89 237L86 238V240H85V238H83L84 243H85V244L83 243L85 246L83 245L84 249L82 250V251H84V257H82V259L84 258V261H82V259H81L83 264H95L96 263V262L94 263L95 260L93 261V259H94L93 257L95 255V253L98 251V249L100 248V242L101 241L100 242H97V241L102 240V239H99ZM178 238H180V237H177L176 239H178ZM9 239H11V238H9ZM9 239L7 241H9ZM95 240H97V241L95 242ZM41 241L45 244L42 245ZM177 245H179V244H177ZM75 247H76V245H75ZM105 249H106V247H105ZM174 249H175V247H174ZM174 249H172V250H174ZM44 252L46 254V249H45V251L43 250L42 253H44ZM109 252H110V250H109ZM103 253L101 255H103ZM79 254H81V253H79ZM111 254L112 253H110V255ZM81 256H82V254H81ZM76 257L78 258V256H76ZM95 257H97V256H95ZM53 259L55 260L54 262H56V259L55 258H53ZM74 259H76V258H74ZM65 261L66 260H64V262ZM72 261H75V260H72ZM81 261H80V263H81ZM176 261H177V259H176ZM49 262H51V261H49ZM64 262H63V264H65ZM177 262H182V261L178 260Z\"/></svg>","mask_w":264,"mask_h":264}]
</instances>
